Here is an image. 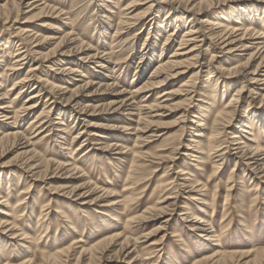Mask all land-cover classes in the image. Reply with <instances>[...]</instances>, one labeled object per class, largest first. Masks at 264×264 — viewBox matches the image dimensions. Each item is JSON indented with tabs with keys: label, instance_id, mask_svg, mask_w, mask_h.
<instances>
[{
	"label": "rangeland",
	"instance_id": "obj_1",
	"mask_svg": "<svg viewBox=\"0 0 264 264\" xmlns=\"http://www.w3.org/2000/svg\"><path fill=\"white\" fill-rule=\"evenodd\" d=\"M44 1L56 11L61 10L62 15L46 11L38 20L26 23L30 15L26 14L29 9L23 5L13 29L28 26L45 37H58L60 36L56 34L58 30L61 34L63 31L69 32L72 28L73 33L80 36L89 47L105 50L104 59L109 60L106 65L111 69L110 73L99 69L98 60L81 63L78 66L80 72L72 81L68 83L58 80L57 84L68 88L67 91L83 84L85 80L79 76L80 74L86 76V81L95 83L94 85L102 80V75L107 74L105 80L109 83L116 82L118 90H125L120 97L128 98L130 94H134L135 103L143 109L159 101H166L168 105L183 103L184 96L181 95L184 94L173 98L164 97L161 98L162 100H157V97L164 89L174 91L183 83L188 84L195 79L197 92L192 98L190 108L187 109L190 114L185 122L182 124L177 122V117L181 113L179 110L166 112L161 117H153L158 114L153 113L151 121L154 125L145 130V125L140 123L139 115L137 116V111L133 107L131 110L127 108L125 112L118 111L109 115L96 113L97 115L87 117L81 116L74 106L64 103L60 105L58 102L52 104L51 101L50 103L49 98L43 94L38 100L36 110L25 117L19 129L26 134L34 144V149L44 158L52 160L67 158L78 170L64 175V172L55 173L53 168L47 172L48 178L44 181L32 179L25 181L19 160H15L18 152L12 150L1 156L0 193L4 192L3 196L8 200L9 208L0 206V213H5L0 214V219L15 223V230L24 233V237L12 238L9 234L0 233V264H90L91 255H86L87 257L79 262L78 260L82 259L79 253L82 250H88L90 253V250L101 242L116 235H119L118 239L107 246L103 255L95 254L91 264H198L213 254L214 248L217 247L214 245L217 244H221L222 253L235 255L234 261L229 259L233 262L228 261L227 264H236L237 261L239 262L237 264H264V254H262L264 180L260 179V175L257 177L252 175L243 164L235 163L233 155L230 154L233 151L225 155V161L217 165V171L214 173L213 163L219 162H216V155H211L210 147L206 145L212 130L210 129L212 117L207 119L205 128H197L200 109L204 105L207 106L204 103H211L214 96L215 100L220 97L222 89H218L213 97L210 96L212 93L207 92L210 75L204 69L194 77L197 70L189 68L184 69L185 73L167 86H160L151 92L136 93L137 88L153 76L156 69L154 67L160 62L167 61L172 55V50L178 47L188 23L179 24L175 30L173 25L165 28L164 20L168 10L166 7L155 16L145 15L127 36L117 40L118 36H114V30L119 19L122 18V11L131 0ZM26 3L27 1L23 2ZM99 6L102 8L100 9ZM142 9V6H138L134 12L132 9L124 14L134 15L142 12ZM237 9L238 6L225 7L219 12L228 15L229 12L237 13ZM13 12L10 17L12 21L15 18V11ZM255 20V27L264 32V13L258 12ZM2 24L3 21L0 23V31L4 30ZM100 25H104L106 29L102 34ZM8 26H11V23H8ZM95 28L98 32H95ZM13 31L9 29L8 32ZM168 32L173 33V36H168ZM205 33L208 36L210 28L207 27ZM54 42L55 40H51L45 45L44 52L52 48ZM16 48L17 46H12L0 54L1 93L13 83L10 73L4 70L8 63L14 61ZM28 48H32V45H28ZM150 50L151 57L148 56L151 54L148 53ZM144 52L148 53L145 57L147 56L149 60L145 57L141 60L140 56ZM85 53L83 57L93 54L92 50H87ZM210 55L211 50L208 49L204 56L206 63ZM232 61L227 64L229 67L233 66ZM32 65H37V62H28L23 67L22 74L24 75ZM46 67L47 65H44L36 74L50 81H53L54 77L63 78L48 72ZM239 81L241 82L238 80L229 87L228 97L222 102H216L211 107L205 108L207 115L213 116L212 111L222 108V104L227 102L239 87ZM30 94L31 91L24 95L21 92L18 102L16 100L19 95H12L10 100L16 102L14 110L21 108ZM109 95V93L96 95L93 98L95 100H88L91 103L89 104L111 102L113 99ZM206 95L210 98H205ZM254 98L250 106L245 102L238 104L240 112L236 113L233 126L238 127V124L245 121L253 110L261 111V107H258V97ZM45 106L51 109L48 114L45 113L47 111L44 109ZM62 106L65 110L64 117L57 115L56 111ZM40 112L47 115L42 124L47 120L48 124H44L40 131H35L36 128L32 129L29 123ZM146 112L147 110H144L141 114L145 116ZM89 120L92 122L91 126L87 125ZM10 121L3 122L0 118V131L7 130L5 125ZM254 123V127H258L257 123ZM182 126H184L183 132L180 129ZM83 130L84 139H87V143L84 142L85 148L79 153L75 151L69 153V150H64L66 146L71 145L70 148L73 149L83 143L82 138L77 143L74 142V136ZM226 133L225 139L228 141L232 133H237V129L230 128ZM196 134L202 136L196 137ZM43 135L45 136L42 138ZM247 138L248 135H244L243 142L250 145L251 143L246 141ZM255 138L264 148V132L259 131ZM193 140L196 143H192ZM103 145H110V148L103 149L101 147ZM139 155L141 158H138ZM228 180L232 187L226 192ZM87 181L95 185L98 190L94 192L95 194H88L82 198L69 194L72 188ZM196 181L200 184L195 189L199 190L197 194L187 188L189 185L195 187ZM29 184L31 186L27 190ZM23 190L27 193L19 196ZM101 190L111 193L110 198L103 195ZM21 197L24 198L23 205L16 207V201ZM167 198L173 199L166 202ZM194 198L195 200H192ZM172 201L174 207L165 214L149 211L164 207ZM200 207L204 209V213L200 212ZM11 209L15 214L10 217L8 211ZM183 213L195 214L210 220L213 232L203 234L211 235L212 241L204 243L198 236L200 233L189 231L192 223L189 218L182 216ZM141 215L151 219L143 225L135 222L129 224L132 218ZM165 221L168 224L163 225L164 229L158 233L154 232ZM19 231H16V235H20ZM127 237L139 240L135 244L130 243L126 254L116 258L120 243ZM80 239L81 242L77 243Z\"/></svg>",
	"mask_w": 264,
	"mask_h": 264
},
{
	"label": "bare ground",
	"instance_id": "obj_2",
	"mask_svg": "<svg viewBox=\"0 0 264 264\" xmlns=\"http://www.w3.org/2000/svg\"><path fill=\"white\" fill-rule=\"evenodd\" d=\"M25 1H27V3L23 4ZM23 5H26V9H29L26 14L30 16L25 21L26 23L38 20V18L46 13V11L56 12L58 15L61 14L62 11H56L54 7H50L44 0H0V23L3 21L2 28L4 29L3 31H0V54L6 52L12 46H17L14 61L8 63L4 70L5 72L10 73L13 83L11 87L6 88L4 93H1L0 91V118H2L3 122L11 120L5 125L7 130L0 131V158L9 151L12 152V150H15L18 152L15 160H19V167L22 174H24L25 181L28 179H32L34 181H44L48 178L49 173L47 174V172L53 168L55 173L64 172V175L70 173L71 171L78 170L75 164L70 163L67 158L64 160L44 158V156L40 155L36 149H34V144L31 143L26 134L19 129V126L22 121L25 120V117L36 110L38 100L41 99L40 97L43 94L45 97L49 98V102L51 101L52 104L58 102L60 105L64 103L68 106H74L77 108L78 113L81 116L87 117L94 116V114L109 115L117 113L118 111L125 112L134 108V110L137 111V116L139 115L138 120L140 123L145 125L144 130L154 125V122L151 121L153 117L164 116L166 112H172L173 110L181 111L180 115L177 117V122L179 121V124H182L185 120H187V117L190 114L187 109L190 108L189 105L191 104L192 98L197 92L195 86L196 79L190 81L188 84L183 83L174 91L164 89L157 97V100H160L164 97L173 98L179 96L180 94H184L181 95L184 96L183 103L168 105L166 101H159L147 106L145 109L139 107L135 103L134 94H130L128 98L120 97L125 93V90H118L116 82L109 83L105 80L108 77L107 74L102 75V80L99 81L97 85H94L95 83L90 80L86 81V76L80 74L79 76L84 78L85 81H83V84L76 86L73 90L69 91H67L68 88L57 84L58 80H64L68 83L72 81L80 72L78 70V66L83 62L92 60L100 61L97 63L99 65V69L110 73L111 69H109L106 65L109 60L104 59L105 54L103 53L105 50L101 51L98 48L92 49L89 47L88 43L83 42L80 36L73 33L72 28L69 32L63 31L61 34L58 33V30L56 33L60 35L58 37H45L38 34V32H35L28 26H21L17 29H13L14 24L17 22L18 15L22 11L21 9ZM242 5L245 6L241 7ZM138 6L143 7L142 12L134 15H132V13L124 14L132 9L134 12L135 8ZM234 6H238L237 13L232 14V12H229L228 15L221 13L225 7L232 8ZM99 7L100 9L102 8V6ZM166 7L168 10L164 20L166 21L165 28L173 25L175 30V28L183 22H185V24L188 23V26L179 40L178 47L172 50V55L167 59V61L160 62L157 67H154L156 69L153 72V76L141 87L137 88L136 93L151 92L153 90L155 91V89L160 86H167L171 81L182 76L185 73L184 69H196L197 71L195 72L194 77H196L200 72H203L205 69L207 74L210 75L208 77L210 81L208 84L210 85L207 87V92L212 93L210 96L213 97V94L217 92L218 89H222L220 97H217L215 100L214 96L211 103H204L211 107L212 104L219 101L222 102L224 98H227L229 94V87H231L234 82L237 83L238 80H241V82L239 81L240 85L236 88L235 93L229 100H227V102L222 104V108L211 112V114H214L213 116L206 114L207 111H205V108L207 106L205 107L204 105L202 109H200L199 124L197 125V128H205L207 126L205 124L207 119L212 117L210 124V129L212 130L210 135H208L206 145L210 147L211 155H216V162H219L213 163V167H215L213 168L214 173L217 171V165H220L223 161H225V155L233 151V153L230 154L233 155L232 157L235 160V163L238 165L243 164L248 168V171H250L252 175L255 177L260 175V179L264 180V148L261 147L255 138L256 133L259 131L264 132V32L260 28L255 27V16L258 12L262 14L264 13V0H131L127 7L122 11L123 13H121L122 18L118 21L117 27L114 30V36H118L117 40H122L123 36H127L133 28L137 26L141 20H143L145 15L155 16ZM220 10L221 12H219ZM13 11H15V18H13L12 21V18L10 17L12 16V13H14ZM8 23H11V26H8ZM100 27V31L102 32H99L102 34L103 31H106V29L104 25H100ZM207 27L210 28L208 36L205 33ZM9 29L14 31L10 33L8 32ZM94 30L95 32H98L96 28ZM168 36H173V33H169ZM51 40H55V45L44 52L45 45L49 44ZM14 43L15 45H13ZM30 44L32 45V48L27 49ZM208 49L211 50V55L206 63L204 56L207 54ZM87 50H92L93 54L83 57L82 55L86 54L85 52H87ZM148 53L144 52V54L140 56L142 57L141 60L147 54L151 57V50L148 51ZM145 58L149 60L147 56ZM230 60H233V66L231 67L227 65ZM32 61L37 62V65L30 66L23 75V67L26 66L28 62L31 63ZM1 62L2 61L0 59V63ZM216 64L217 66H215ZM44 65H47L46 68H48V72L60 75L63 78L59 79V77H54L53 81H50L45 77L38 76L36 72H38L40 68L44 67ZM104 65H106V67H104ZM29 91H31V94L24 101L25 104H23L21 108L14 110L16 102L11 101L10 97L16 94L19 95L21 92L22 95H24ZM105 93L110 94L109 96L113 99L111 102L90 105L91 103L88 100H92L96 97V95ZM256 96L259 99L258 107H261V111L253 110L249 113V116L245 121L238 124V127L233 126L234 120L237 117L236 113L240 112V106L238 104L240 102H245L246 105L250 106L253 104L255 100L254 97ZM208 97L209 96L206 95L205 98ZM19 100L20 95L16 101L18 102ZM47 101L48 100H45V102ZM44 109L47 110L45 112L46 114H48L51 110L48 107ZM144 110H147V115L145 116L141 114ZM56 111L57 115L63 117L65 116L63 106ZM45 113L40 112L38 116L30 121L29 125L32 129L36 128L35 131H40V128H43L44 124H48V120H45L46 122L42 124L43 120L47 118ZM153 113L158 114L151 117V114ZM254 122L257 123L258 127H254ZM91 123L92 122L89 120L87 125L91 126ZM230 128L237 129V133H232L227 141L225 139V135L227 134V130ZM180 129L183 132L184 126ZM83 134L84 130L74 136L75 143H77L81 138L83 143L73 147V149L70 148L71 145L66 146V149L64 150H69V153L71 151H75L77 153L81 152L86 146L85 143H87V139H84L85 137ZM45 135H47V133ZM45 135H43L42 138ZM244 135H248L246 141L251 143L250 145L243 142ZM195 136L200 137L202 135L196 134ZM146 139L148 138L146 137ZM191 142L196 143L195 140ZM101 147L103 149H107L110 148V145H103ZM139 156L140 157L138 158H141V155ZM229 182L230 181L228 180L227 183ZM5 183L8 185L7 181ZM195 183V187L189 185L187 188H190V192L194 191V193L197 194L199 190L195 189H197L200 184H198L199 182L197 181ZM30 186L31 184H29L27 190H29ZM94 186L91 185L90 181H87L72 188L69 191V194L77 198H82L88 194L92 195L97 190ZM182 186H185V184H182ZM231 187L232 185L230 183L227 184L226 192H229ZM101 191L103 192V195L109 196L110 198L111 193L103 190ZM3 193H0V206L9 208L8 200L4 199ZM26 193L27 192L23 190L19 196H24ZM97 198H99V196ZM23 199L24 198L21 197L18 201H16V207L23 205ZM172 199L173 198H167L166 202ZM192 200H195V198ZM173 203L174 201L166 204L164 207L153 208L149 211H157L159 214H165L171 207H174ZM12 209L8 211V216L10 217L15 214ZM200 210V212L204 213V209L200 207ZM182 216H184V218H189L192 223L189 231L200 233L198 236L204 243L212 241L211 235L203 234H211L213 232L210 220L205 217H198L191 213H183ZM150 219L151 218L147 216L141 215L128 220H130L129 224L135 222L143 225ZM184 220H182V222H184ZM164 224L167 225V221L157 227L154 232L158 233L160 230H163L165 227L163 226ZM15 228V223H10L5 219L4 221L0 219V229H2L0 230V233L3 235L9 234L12 238H15V236L24 237V233L21 234L22 232L15 230ZM16 231H19L20 235H16ZM118 237L119 235H116L101 242L97 247L90 250V253L88 250H82L81 253H79L82 255V259L78 258V261L80 262L83 260L86 255H91L89 261L90 264L93 263L95 254L104 253L107 246L114 240L118 239ZM138 240V238H125L123 242L120 243L121 245L116 253V258L124 255L129 244H135ZM80 242L81 239L77 241V243ZM214 246L217 247L214 248L213 254L205 258L203 261L198 262V264H227L228 261H231L229 259L234 261V254H224L221 252V244ZM201 249H203V247ZM262 254H264V250L262 251ZM243 255L244 254H241V256ZM96 259L98 260V258ZM237 263L239 262L237 261Z\"/></svg>",
	"mask_w": 264,
	"mask_h": 264
}]
</instances>
